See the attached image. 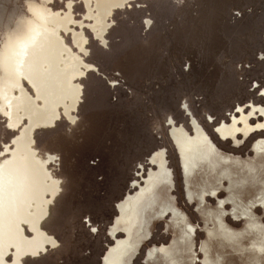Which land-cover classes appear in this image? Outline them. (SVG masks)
<instances>
[{"label":"rangeland","instance_id":"rangeland-1","mask_svg":"<svg viewBox=\"0 0 264 264\" xmlns=\"http://www.w3.org/2000/svg\"><path fill=\"white\" fill-rule=\"evenodd\" d=\"M45 1L0 5V125L6 120L7 128L17 127L9 121L11 102L3 89L11 80L7 60L17 51L24 56L32 43L42 47L36 32L45 11L65 14L74 2L73 31H53L89 68L73 76L82 88L74 121L61 118L32 129L30 150L40 177L25 168L20 182L22 156V167L0 183V264L8 255L14 264L28 257H41L38 264H130L138 251L133 264H165L157 255L178 249L186 260L173 264H193L189 246L201 241L205 247L206 232V264H264V203L254 199L246 206L230 190L231 167L264 169V105L247 88L253 79L264 81V61L257 59L264 53V0H135L114 10L101 34L106 43L96 34L100 18L83 0H61L64 8ZM76 33L83 34L81 48ZM248 100L245 112L240 102ZM205 115L221 119L218 138ZM17 136L14 147L0 152V167L15 160ZM161 147L166 151L152 157L157 170L149 167L148 153ZM161 182L169 193L173 189L170 200L159 196ZM220 191L227 197L209 204L207 197ZM263 193L257 197L263 200ZM225 204L232 205L227 212ZM168 212L167 230L153 223ZM215 240L226 242L223 254L214 251Z\"/></svg>","mask_w":264,"mask_h":264},{"label":"bare ground","instance_id":"bare-ground-1","mask_svg":"<svg viewBox=\"0 0 264 264\" xmlns=\"http://www.w3.org/2000/svg\"><path fill=\"white\" fill-rule=\"evenodd\" d=\"M83 1L85 2L87 11L91 14L96 13L100 18L102 31H96V34L97 37L106 43V38H103L101 34L111 25L108 20L114 13V10L123 7L126 8L135 0ZM45 2L50 4L53 0H46ZM73 5V1L68 3L67 7L69 11L65 14L54 10L45 11L40 20L41 26L38 28L39 32H36V40L42 43V47L35 49L34 43H32L30 50L25 52L24 56H21V53L17 51L12 55L14 57L11 56L7 60V75L11 77V80L4 83L3 89L6 92V99H9L11 102V104L6 106H10L12 112L9 111V107H6V110L7 113L11 112L8 114L9 121L12 120V124L17 125L12 130L18 131L16 134L18 136L16 143L14 141L17 149L15 152L11 151L15 160H8L0 167V177H2L0 183L6 182V175L9 171L22 167L21 160L19 159L22 156H24L23 159L26 165L18 173L19 175L21 174L20 182L25 181L27 178V176L22 175L25 168L26 170L29 168L30 176L32 174L33 177H40L38 173L40 171L37 167L39 165L36 164L33 151L30 150L31 133L35 124L50 125L53 121L61 118H66L71 123L75 119L74 113L78 109L82 88L79 84L73 82V76L80 70V67L87 69L89 66L81 60L75 59L71 49L53 31L55 28H61L65 33L73 31L70 25L72 20H74ZM73 24L78 27L85 26L82 22H74ZM146 24L150 26V20H147ZM74 36L76 38V46L79 48L83 47V34L76 33ZM22 45L20 44L18 47L22 48ZM82 53L88 55V50L83 48ZM7 102L8 100H6ZM25 123L27 124L26 127L20 130L19 128L25 125ZM231 171L233 172V176L231 177L230 190L235 196L243 201L245 200V203H247L246 206L254 199H257V203H264V193L263 200L260 196L257 197L264 190V169L249 172L241 170L238 166H233L231 167ZM239 190L246 192V195L250 194V196L245 198L237 194L236 192ZM244 211V209L239 210V212ZM7 217L2 214L3 219H8ZM220 243L216 240L213 242L215 252L222 253V250H226V242L223 240ZM175 253H169L165 258H162L160 253L157 255L156 261L159 258H162L165 264L177 263L178 260L183 261L185 255H180L181 251L178 249V253L174 257H171V254ZM172 258H175V260Z\"/></svg>","mask_w":264,"mask_h":264},{"label":"snow or ice","instance_id":"snow-or-ice-1","mask_svg":"<svg viewBox=\"0 0 264 264\" xmlns=\"http://www.w3.org/2000/svg\"><path fill=\"white\" fill-rule=\"evenodd\" d=\"M6 2H7V0H0V5L4 4ZM55 4L61 5V8L66 7V5L64 3H62L61 0H55ZM257 59L260 60V61H264V53H258L257 54ZM247 88H248V91L251 92V94L253 96H259V97H261L262 99H261V102L259 104L264 105V81L253 79V80L249 81V84H248V87ZM240 105H241V108H242L243 111L247 112V111L250 110L249 107H246L247 105H249V100L247 102L241 101L240 102ZM236 107H237L236 105L233 106V111H235L236 112V115L238 116L239 115V111H236ZM259 118L260 119H264V116H260ZM205 120L208 122V124H212L213 125L212 132L214 134H216V128L220 124L221 119H216V117L214 115H205ZM224 120H226V121H228L230 123L231 116L230 115H227L224 118ZM189 121H191V117L190 116H189ZM213 121H215L214 124H213ZM252 123H256V121L253 120ZM187 129H188L189 133H192L193 132V129L191 127V123H189L187 125ZM49 130H52V132H55L56 129L55 128H53V129H44L43 130L44 131V134L45 135L48 134L49 133ZM262 130H264V129H262ZM16 134L17 133H16L15 130H12V129L7 128V121L6 120L4 121V123L2 125H0V136H4L5 137L3 144H0V152H5V145H7L9 149H11L12 147H14L12 145L11 141L15 137ZM216 135H217V138H218V134H216ZM162 149L166 151V148L161 147L159 149H153L151 152L148 153V156H149V167L155 168L157 170L159 169V165L156 164L153 161L152 157L157 152L161 151ZM9 154L10 153H5V158ZM262 166H264V163H262ZM140 167H143V165H141ZM147 175H148L147 172H145V177H144L145 180L147 179ZM143 183H144V181L141 182V186L143 185ZM138 190H139V188L137 187L136 191H138ZM157 191L159 193V196L162 199H164V200H170L171 197H174L173 189L169 193V187H168V185H166L163 182L160 183ZM227 195H228V193L225 192V191H220L219 193L211 194V195H209L207 197V202L209 204H211L212 206L213 205L216 206L217 203H218V201L224 200L227 197ZM184 199H185V201L187 203H189V200H188L186 191H184ZM209 201H211V203ZM231 207H232L231 204H225L224 205V209H225L226 212L228 210H230ZM178 208H180L182 210V209H184V205H180ZM260 208H261V211L264 212V205L260 206ZM193 210L195 212L199 213L198 208H197V203L194 204ZM171 216H172V213L171 212H168V214L167 215H164L162 218H156V219H154L153 220V223H157V224H159V226L161 228H164L165 230H167L168 229V221L170 220ZM229 216L234 221H241L240 219L234 218L230 214L229 215H226L225 217H229ZM226 224L231 229H236V228L230 226L229 223H226ZM197 228L198 227H196V226L194 227V232L192 233L193 234V240H194V237H195ZM91 231H92V229H91ZM98 231L99 230L96 229L95 230V233L98 232ZM205 236H206V238L202 240L204 242L205 247H202L201 241L194 242V243H192L189 246V249L188 250L195 253V255L191 258L193 264H206V262L204 260L205 251H206V245L211 242V236L207 232L205 233ZM40 259H41V257H37V258L28 257L26 259V261H25V264H38V262H39ZM6 264H14L13 258H12L11 255H8L7 256ZM228 264H238V261H228Z\"/></svg>","mask_w":264,"mask_h":264},{"label":"crops","instance_id":"crops-1","mask_svg":"<svg viewBox=\"0 0 264 264\" xmlns=\"http://www.w3.org/2000/svg\"><path fill=\"white\" fill-rule=\"evenodd\" d=\"M169 253H170V252H167L166 255H162V258H165V257L167 256V254H169ZM104 256H105V255H104ZM104 256H103V258H104ZM103 258H102V259H103ZM184 260H186V258L183 259V262H184ZM102 261H103V260H102ZM103 262H104V261H103ZM129 263H131V262H129Z\"/></svg>","mask_w":264,"mask_h":264},{"label":"water","instance_id":"water-1","mask_svg":"<svg viewBox=\"0 0 264 264\" xmlns=\"http://www.w3.org/2000/svg\"><path fill=\"white\" fill-rule=\"evenodd\" d=\"M140 253V251L137 252V254L134 256V258ZM134 258L132 259L131 263L130 264H133V260ZM101 264H104V262L102 261Z\"/></svg>","mask_w":264,"mask_h":264},{"label":"flooded vegetation","instance_id":"flooded-vegetation-1","mask_svg":"<svg viewBox=\"0 0 264 264\" xmlns=\"http://www.w3.org/2000/svg\"><path fill=\"white\" fill-rule=\"evenodd\" d=\"M113 219V218H112Z\"/></svg>","mask_w":264,"mask_h":264}]
</instances>
